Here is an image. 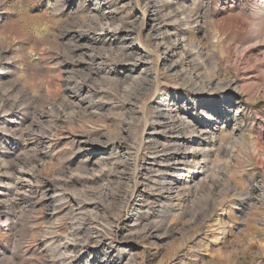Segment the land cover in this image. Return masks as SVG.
<instances>
[{"label": "rangeland", "instance_id": "rangeland-1", "mask_svg": "<svg viewBox=\"0 0 264 264\" xmlns=\"http://www.w3.org/2000/svg\"><path fill=\"white\" fill-rule=\"evenodd\" d=\"M160 41L173 48L169 59ZM136 50L148 78L125 84L134 61L124 53L138 58ZM167 109L197 129L178 155L191 161L198 148L207 158L165 166L164 177L191 180V190L173 192L172 202L159 201V187L147 190L155 198L147 205L144 179L159 174L146 172V137ZM42 113L59 118L42 128L51 134L45 146L35 132ZM81 132L90 151L78 149L72 135ZM35 154L46 157L34 178L25 174L33 181L18 180L17 158ZM76 179L101 180L65 195L91 207L83 213L104 239L86 232L72 258L59 252L63 230L53 239L40 220V183ZM20 195L39 203V222L7 208ZM65 202L62 229L74 216ZM4 204L0 264H264V0H0ZM142 226L158 238H141Z\"/></svg>", "mask_w": 264, "mask_h": 264}, {"label": "bare ground", "instance_id": "bare-ground-1", "mask_svg": "<svg viewBox=\"0 0 264 264\" xmlns=\"http://www.w3.org/2000/svg\"><path fill=\"white\" fill-rule=\"evenodd\" d=\"M107 24L108 23H106V25ZM110 26H112V25L110 24ZM159 27H161V26H159ZM152 28H155V27H152ZM155 29H153V30H155ZM157 29H158V27H157ZM160 34H162V33H160ZM131 35H132L131 32H129V34H127V36H131ZM169 38H171V37H169ZM160 39H162V38H160ZM163 41L158 42V44L164 45L165 42H163ZM171 42H172V39H171ZM172 49L173 48H171L170 46H168V44H166V46L164 47V50H163V55H165V57H166L165 59H169L171 57V53H173V51H174ZM124 51H126V50H124ZM140 51L136 50V52L139 54L138 58L132 57L131 52H127L129 55L127 53H124V56L126 59L128 58L129 61H134L133 67L130 70H128L129 73H128V75L125 76V80H124L125 84H126V82H130V83L135 84L136 82L141 81L142 79L148 78L149 69L147 67L141 65V63L144 62L145 57L140 53ZM175 66H176V64L174 63L171 67L169 66L168 68H169V70L171 68L176 70ZM141 67H142V72L140 73L139 77L134 76V73L138 72ZM108 75L110 77V74H108ZM159 115L160 116L162 115V118H159V117H156L154 119L152 118L153 121H155V122L150 125V129H149L150 133L146 137L147 147L150 150H152V153H150V154L153 156V159H152L151 164H146V170L147 171L146 170L145 171L159 174V175H157L159 177H153L152 178L153 182H151V183L147 182V180L144 179L145 191H143L141 193V196H143V198H146L147 201L145 202V204H147V205L149 202L151 203V201H155V198H153L152 195H150L147 192V190L154 193V189L159 187V189L156 190L157 193L158 192L159 193L158 194L156 193V194L159 196V201H162V202L163 201L172 202V198L174 195L173 192H175L177 194L176 195L177 197H180L186 191L191 190V187H192V186H190L191 180L180 179L177 181L174 179L168 180L166 177H164L165 171H167L165 166L166 167H168V166L172 167V166L183 165V166L189 167L193 163L199 165V163H200L199 158L200 157H198L197 155L200 153H201L200 156H203V160L207 158V155H205V154L202 155L203 153L198 148H196L195 153H193L194 157H192L191 161H188L190 158L186 154L178 155V151L182 150L183 146L188 147V145L190 146V144L195 143V139H192L190 137L185 142V138H187V136L189 134L193 135V134L197 133L196 132L197 129L191 123L184 121L180 114L172 116L171 111L169 109H167L166 112H160ZM38 121H39V124H37L36 127L39 128V130H35V132H37L40 135H38L36 139H37L38 144H40V145L42 144L45 146L47 144H50L49 143L50 141L48 138H50L51 134H49L48 132H45L44 130H42V128L45 126L52 128L55 124L59 123V118L57 117V119L54 122V120H52L49 117L48 113H42L41 117L38 118ZM84 126H87V123H83V127ZM51 132L53 133V131H51ZM52 136H54L55 138H58V137H61L62 134L56 133L55 135H52ZM72 136H74L75 138H78V143L80 144V145H78L79 150L80 149H86V151H90V149L88 148L89 147V136H87L86 132H81L80 134H74L73 133ZM103 137H105V135H103ZM46 140H48V141H46ZM101 142H103V141H101ZM200 146L201 145H199L198 147H200ZM198 151H200V152H198ZM94 154H95V152L93 151L90 155H94ZM44 157H46V156H43L41 154H35L30 158L28 156H26L24 158H17L18 160L13 165V167H15V168H12L13 173L16 174V178L18 180H27L28 182H32L33 180H31V179H32L33 175L35 174V173H33V170L38 167V163ZM110 161H111V159L106 161V163L108 164V163H110ZM123 163H126V162H123ZM16 167H18V169H19L18 171L16 170L17 169ZM31 167H32V169H31ZM26 171H27V173H25ZM31 172H32V177L29 178L25 175V174H29ZM60 174L63 175L64 172H62ZM148 175L149 174H147V173L144 174V176H146V177H148ZM183 177H186V176L183 175ZM100 181H101L100 179H95V180H93V179H90V180L76 179V180L71 181V184L70 183L58 184L55 181L43 180V182L40 183L41 190L43 192V195L41 198V200L43 201L42 210H41L42 217H40V220L42 221L43 224H50V227L48 228V230L50 232L48 234L52 235L53 239L55 238V235H58V233H60V230H63L61 235L62 236L64 235L65 236L64 239L67 240V243L62 246V249L59 250L60 254H62V255L63 254H70L71 257H72V255H75V250H77L79 248V244H80V238L79 237L81 235L86 234V232H89V234H90L88 240H93V239L97 240L98 239L99 240L98 242H101V239L103 238V236H100V234H99L100 232L98 231V228H97L98 225L95 224L96 226H93L94 221L92 222V219H94V215L90 214L88 216V214L84 215V213H83L86 209L91 208V207H89L84 202H81L78 200L74 201V202H77V205L76 204L72 205L71 204L72 202L68 201L69 198H67L65 195L66 190H69L72 187H78V186L82 187L83 186V187L89 189V188H91V186L96 185ZM204 182H206V181L204 180L203 182L199 183V185L204 184ZM145 183H147V184L145 185ZM61 186L62 187L66 186V188L63 189ZM17 192L19 193V192H21V190L17 189ZM58 193H60V196H59V198L58 197L56 198L55 196ZM73 193L76 195L75 191H73ZM63 201H66L67 204L69 205L68 209H66V210H68V212H70V210L72 212H74L73 213L74 216L71 219L72 222L70 224L69 223L66 224L65 229H62L63 227H61V226H59V227L56 226V222L60 221L58 219L59 216L65 211V210H63V206L61 204L58 205V203L63 202ZM159 201H158V203H159ZM38 204H39L38 202L37 203L35 201L33 202V200L27 198L26 195H20L15 200H10L8 202L7 208L13 212L19 211V215H21V216L24 215V216L28 217L30 219V221H32L33 223H36V222L40 221L38 219V217L35 216V214H37ZM4 206H6V205L4 204V205L0 206V208L4 207ZM96 206L97 205H95L94 208H96ZM76 213H78V214H76ZM7 220H10V218L9 219L7 218ZM95 223H96V221H95ZM149 226H147V227H149ZM101 230H103V229H101ZM141 230L146 231V228L143 227ZM146 233L148 236H150V238H158V235H154L153 233H151L149 231H146L145 234L142 235L141 238L147 239L148 236L146 235ZM45 234H47V233H45ZM93 234H96V236L94 237ZM104 234H106V233H104ZM69 237H71L72 240H70ZM83 241L85 242V240H83ZM82 244H84V243H82ZM82 244H80V245H82ZM56 247H58V245ZM59 247H61V246L59 245ZM56 252H58V251H56ZM2 263H5V262H2Z\"/></svg>", "mask_w": 264, "mask_h": 264}]
</instances>
